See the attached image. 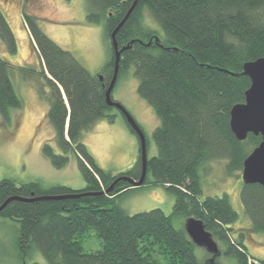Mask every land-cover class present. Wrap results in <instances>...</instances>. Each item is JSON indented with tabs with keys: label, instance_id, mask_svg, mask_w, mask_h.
I'll list each match as a JSON object with an SVG mask.
<instances>
[{
	"label": "trees",
	"instance_id": "16d2710c",
	"mask_svg": "<svg viewBox=\"0 0 264 264\" xmlns=\"http://www.w3.org/2000/svg\"><path fill=\"white\" fill-rule=\"evenodd\" d=\"M133 1L87 0V18H102L109 40L110 56L97 74L49 38L34 16L22 14L42 67L38 72L0 56V120L10 122V110L22 105L10 77L12 71L19 70L25 80L43 77L49 86L45 116L61 152L49 142L42 144L41 152L55 168L66 166L73 153L85 186L75 189L39 181L17 184L1 178L0 205L10 196H78L12 199L0 215L19 223L22 253L34 246L48 264H200L184 228L173 224L178 215L201 219L221 243L222 253L234 256L237 264H246L247 256L264 264L247 251L246 233L231 235L238 213L228 195L202 196L200 174L209 169V162L223 160L225 175L237 177L234 172L242 169L243 160L261 140L252 133L244 140L236 139L229 117L231 107L244 101L250 85L249 77L242 73L243 64L264 57V0H137L115 34L119 48L131 45L121 51L117 78L133 65L136 92L158 117L152 133L157 152L147 158L142 184L161 185L173 194V211L165 214L153 208L127 213L115 203L117 196L134 188L123 179L109 192L97 193L119 176L138 179L141 173L140 148L132 167L112 174L96 164L81 140L82 132L96 121L114 120L108 113L113 106L105 98L114 62L110 34ZM143 10L162 29V40H151L157 34L141 26ZM0 38L9 53L17 52L14 34L1 10ZM40 89L39 95H45ZM240 200L250 219L246 230L264 234V186L240 179ZM88 228H94L102 241L100 248L89 252L81 244Z\"/></svg>",
	"mask_w": 264,
	"mask_h": 264
},
{
	"label": "rangeland",
	"instance_id": "374dc122",
	"mask_svg": "<svg viewBox=\"0 0 264 264\" xmlns=\"http://www.w3.org/2000/svg\"><path fill=\"white\" fill-rule=\"evenodd\" d=\"M0 10L17 45V52L11 54L0 38V56L14 65H29L38 72L42 67L32 47L23 13L34 16L44 33L60 47L69 50L92 74L99 73L110 56L104 20L87 18V0H0ZM141 26L157 34L159 39L164 38L162 29L147 10H143ZM10 77L22 105L10 110V122L2 123L0 120V179L10 178L17 184L39 181L43 185L63 184L75 189L84 187L85 180L73 153L69 154L66 166L55 168L41 152L44 142H49L56 152H61L54 140V130L45 116L49 106L46 98L49 86L43 77L38 75L25 80L17 69L12 71ZM137 83L133 65H130L117 78L111 95L141 126L146 139L147 157H151L157 152L152 133L159 120L153 108L137 94ZM39 88L45 95H39ZM108 113L114 115V120L111 122L104 118L96 121L82 132L81 140L100 168L117 174L133 166L138 158L139 142L118 108L112 107ZM224 163L223 160L211 161L208 170L200 171L202 196L228 195L238 213L231 235H237L238 228H243L248 251L264 260V234L246 230L250 226V219L240 200L241 170L234 172L233 175L237 177L226 176ZM115 203L129 214L153 208L170 214L174 196L161 185L146 183L117 196ZM184 221V216L173 217L176 227H183ZM18 236L19 223L0 215V264H32L35 261L48 264L34 246L23 254ZM217 243L222 248L221 243ZM81 244L89 252L100 248L102 241L94 228H88L81 237ZM194 252L199 263L205 264L208 259L206 250L195 246ZM217 261L220 264H237L234 256L223 253L217 257Z\"/></svg>",
	"mask_w": 264,
	"mask_h": 264
},
{
	"label": "water",
	"instance_id": "95a60500",
	"mask_svg": "<svg viewBox=\"0 0 264 264\" xmlns=\"http://www.w3.org/2000/svg\"><path fill=\"white\" fill-rule=\"evenodd\" d=\"M137 0H134L128 10L126 11L123 18L115 26L110 34V44L113 49L114 62H113V73L111 80L105 91V98L108 105L118 108L121 113L126 117L127 122L130 124L132 129L135 131L139 139L140 148V160H141V173L138 179H134L127 176L117 177L113 183L104 190L97 193L109 192L113 185L118 180H127L133 187L142 185L147 168V150H146V139L145 134L134 119V117L123 107L119 102L112 99V89L115 85L119 62L121 57V51L130 47L131 45H125L121 48L118 47L115 34L122 26L126 18L134 9ZM151 40L158 42L159 38L154 36ZM149 40L146 45H149ZM250 79V85L245 90L244 101L241 103L234 104L230 109L229 127L233 132L234 136L238 140H244L248 133L254 135H260V142L252 148L242 163L241 169V180L244 183H258L264 186V57H259L252 61H247L243 64V71ZM102 79V75H98ZM63 93V92H62ZM65 99V96L63 94ZM82 194H94V193H82ZM78 196L74 195H40L35 197H21V196H10L1 205L0 210L12 199L21 201H33L42 199H61L65 197ZM183 228L193 242L195 246L203 247L208 255V259L205 264H220L217 261V257L222 253V250L217 243V240L213 237L212 233L205 229L201 219L194 216H188L185 218Z\"/></svg>",
	"mask_w": 264,
	"mask_h": 264
},
{
	"label": "built area",
	"instance_id": "2783aa9c",
	"mask_svg": "<svg viewBox=\"0 0 264 264\" xmlns=\"http://www.w3.org/2000/svg\"><path fill=\"white\" fill-rule=\"evenodd\" d=\"M246 264H263V263H261L259 260H257L256 258H254L252 256H247L246 257Z\"/></svg>",
	"mask_w": 264,
	"mask_h": 264
},
{
	"label": "crops",
	"instance_id": "0c3cea01",
	"mask_svg": "<svg viewBox=\"0 0 264 264\" xmlns=\"http://www.w3.org/2000/svg\"><path fill=\"white\" fill-rule=\"evenodd\" d=\"M239 229H240V230H239ZM238 230H239V231H243L242 228H238ZM239 231H238V232H239ZM247 251H248V249H247ZM248 252H249V251H248ZM249 253H250V252H249ZM250 254H251V253H250ZM252 255H253V254H252ZM255 257H256V256H255Z\"/></svg>",
	"mask_w": 264,
	"mask_h": 264
},
{
	"label": "flooded vegetation",
	"instance_id": "af4514ba",
	"mask_svg": "<svg viewBox=\"0 0 264 264\" xmlns=\"http://www.w3.org/2000/svg\"><path fill=\"white\" fill-rule=\"evenodd\" d=\"M138 123V122H137ZM139 124V123H138ZM141 127V126H140ZM135 134V133H134ZM136 135V134H135ZM137 139H138V136L136 135ZM138 142H139V139H138Z\"/></svg>",
	"mask_w": 264,
	"mask_h": 264
}]
</instances>
